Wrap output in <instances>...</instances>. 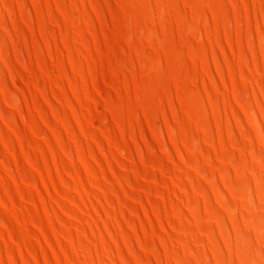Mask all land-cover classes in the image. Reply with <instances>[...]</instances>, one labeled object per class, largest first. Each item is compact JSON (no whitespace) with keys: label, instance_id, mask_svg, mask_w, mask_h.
<instances>
[{"label":"bare ground","instance_id":"6f19581e","mask_svg":"<svg viewBox=\"0 0 264 264\" xmlns=\"http://www.w3.org/2000/svg\"><path fill=\"white\" fill-rule=\"evenodd\" d=\"M0 264H264V0H0Z\"/></svg>","mask_w":264,"mask_h":264},{"label":"rangeland","instance_id":"374dc122","mask_svg":"<svg viewBox=\"0 0 264 264\" xmlns=\"http://www.w3.org/2000/svg\"><path fill=\"white\" fill-rule=\"evenodd\" d=\"M66 17V16H65ZM64 19H66V18H64ZM156 106H157V104H156V101H154L152 98L146 103V105H145V107L147 108H145V111L146 112H144V115H145V117H144V119H145V122L147 123V126H148V128L150 129V130H152L151 132V134L153 135V136H155V138L156 137H158V133H157V131H156V128H155V126H154V124L152 123L153 122V119H154V117H155V115H156ZM149 116V117H148ZM148 117V118H147ZM149 124V125H148ZM155 129V130H154ZM156 133V134H155Z\"/></svg>","mask_w":264,"mask_h":264}]
</instances>
